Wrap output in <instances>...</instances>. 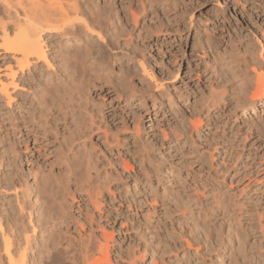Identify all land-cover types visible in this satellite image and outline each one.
<instances>
[{
  "label": "bare ground",
  "instance_id": "1",
  "mask_svg": "<svg viewBox=\"0 0 264 264\" xmlns=\"http://www.w3.org/2000/svg\"><path fill=\"white\" fill-rule=\"evenodd\" d=\"M139 1L136 13L123 0H0V264H147L148 249V264H159L157 256L164 261L165 254L168 264H257L254 230L256 243L247 239L252 232L249 229L255 228H246L237 216L235 220L234 213L219 206L221 201L201 218L204 207L200 208L198 194L194 199L173 197L169 240L160 255L151 247L153 232L147 231L148 241L143 230L136 231L144 236L137 254L119 255L114 261L110 258L113 224L121 213L115 208V213H110L103 203L105 194L111 200L116 198L111 190L115 175L104 167L106 154L101 147L94 148L93 139L96 137L110 153L108 167H115V156H120L122 166L129 167L119 155L118 132L127 129L125 112L118 114L121 117L116 122L120 105H113L115 98L118 103L124 101L128 111L132 99L140 100L137 104L143 100L134 92L127 93L122 83L126 69L134 62L133 37L140 38L146 28L139 22L155 9L153 0ZM144 34L148 33L143 31L142 37ZM261 34L264 40V29ZM150 45L147 42L145 47ZM242 53L238 63L230 66L239 78L230 94L242 103L243 113L253 115L264 106V55L257 62L248 59L246 51ZM143 63L141 70L145 72ZM113 64L122 76L107 86ZM249 66L253 89L247 97L238 98V91L246 85L243 71ZM226 88L218 94L215 90V96L210 94L214 98H209V106L224 101L225 92H229ZM93 94L101 96V101L95 102ZM145 114L149 117L150 112ZM135 130L138 134V124ZM143 147L137 155L139 164L148 155ZM263 156L258 167L262 172ZM80 162L82 170H77ZM258 183L264 185V178ZM192 206L197 207L196 213ZM219 214L224 219L218 226ZM257 215L263 236L262 214ZM102 218L104 224H112L110 231L99 222Z\"/></svg>",
  "mask_w": 264,
  "mask_h": 264
},
{
  "label": "rangeland",
  "instance_id": "2",
  "mask_svg": "<svg viewBox=\"0 0 264 264\" xmlns=\"http://www.w3.org/2000/svg\"><path fill=\"white\" fill-rule=\"evenodd\" d=\"M123 2L139 13V0ZM153 5L154 11L147 13L139 22L140 27L144 25L143 28H146L141 30L140 38L133 37L135 63L125 70L122 81L126 84L127 93L142 96L144 102L142 100L137 104L140 100L132 99L131 108H128L131 111H127L124 101L119 100L118 103V99L113 100V106L122 107L117 109L116 122L125 112L123 117H126L127 129L118 132L120 151L125 153L120 152L119 155L123 156L129 167L122 166L120 156L114 157L117 160L116 168L108 167L106 158L110 157V153L96 137L93 139V147H101L106 154L104 167L115 175L111 190L116 198L111 200L105 194L103 203L110 213L114 214V210L121 213L113 224V241H109L110 258L114 261L119 255L126 257L137 254L144 236L150 240L147 231L153 232L152 249L161 254L160 249L169 240V219L174 198L194 199L198 194L201 197L200 208L204 207L201 218L203 212L210 211L211 206L216 208L221 201L219 206L234 213L235 220L238 217L246 228H255L249 230L255 231L257 240L252 236L253 231L247 239L251 243L257 242L254 247L257 264H264V234L262 236L259 231L257 215L262 214L260 221L264 225V185L258 183L264 178L263 170L258 168L264 155V106H259L256 114L252 115L249 111L243 113L242 103L236 102L230 94L239 79L235 78L236 73L230 70V66L238 63L242 52L246 51L248 59L262 61L264 0H153ZM143 31L148 33L144 37ZM147 42L151 44L148 48L145 47ZM141 62H144L147 71L141 70ZM112 67L107 86L119 82L122 76L114 64ZM244 70L246 85L238 91V98L250 95L254 86L251 67ZM224 86L229 90L224 94V101H220L218 106H209L211 95L220 93ZM215 90H218L217 94ZM170 96L173 101H169ZM93 99L99 102L102 97L93 94ZM205 106H209L208 109ZM146 110L150 112L149 117L145 114ZM136 124L140 129L138 134ZM259 126L262 131L259 129L256 132ZM142 143L146 150L144 153L148 155L146 161L139 164L137 161ZM76 169L82 170L81 162ZM23 170H27V166H23ZM255 193L259 201H255ZM128 203L130 206H127ZM192 208L196 213L197 207ZM222 218L223 214L216 218L218 226ZM104 220L99 219V222L104 224ZM108 222L104 224L105 230L110 231L112 224ZM115 229H119V232ZM136 231H143L144 236H139ZM154 232H158L156 236ZM153 237L160 243L156 244ZM99 239L103 241L102 237ZM149 253L148 249L145 256L147 264L151 261ZM156 261L168 264L167 254L164 261H160L158 256Z\"/></svg>",
  "mask_w": 264,
  "mask_h": 264
}]
</instances>
